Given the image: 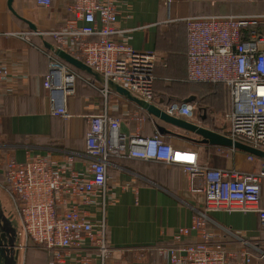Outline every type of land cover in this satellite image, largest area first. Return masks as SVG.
Masks as SVG:
<instances>
[{
	"label": "crops",
	"instance_id": "1",
	"mask_svg": "<svg viewBox=\"0 0 264 264\" xmlns=\"http://www.w3.org/2000/svg\"><path fill=\"white\" fill-rule=\"evenodd\" d=\"M71 1L52 0L47 7L37 0H12L11 5L9 0H0V64L9 70L0 83V211L16 229V264H52L53 251L19 236L20 218L2 187L6 164L11 159L24 161L29 154L50 153L60 161L74 153L75 168L88 174L92 159L86 151L89 115L108 112L120 118V130L127 136H151L159 132L158 126H164L196 139L161 134L176 148L197 153L199 161L212 168L241 173L262 169L261 158L251 160L249 153L234 147L203 143L201 136L164 122L112 85L105 97L99 76L68 62L76 74L73 85L70 90L52 93L44 81L50 62L45 45L53 40L50 36L33 35L26 41L13 33L34 30L28 21L38 31L58 28L70 18L66 7ZM171 1L168 8L161 0H117V37L136 50L154 55L153 99L148 102L165 111L173 102H189L193 115L181 118L227 136L229 90L222 84L187 80V29L180 19L190 15L264 14V0ZM52 95L65 98L68 116L53 115ZM219 110L224 111L225 124L213 117ZM136 114L140 115L139 120ZM261 185L260 205L264 207V176ZM64 205L86 212L97 231L105 222L107 242L112 248L111 264H169L160 249L170 244L179 227L192 225L197 210L205 205V197L191 192L181 165L120 154L108 158L104 190L97 191L88 202L66 198ZM208 226L218 234L229 229L249 239L264 238L256 211L214 210L209 212ZM192 236H196L195 232ZM64 252L65 264H102L88 238ZM83 257H87L86 263L81 260Z\"/></svg>",
	"mask_w": 264,
	"mask_h": 264
},
{
	"label": "built area",
	"instance_id": "2",
	"mask_svg": "<svg viewBox=\"0 0 264 264\" xmlns=\"http://www.w3.org/2000/svg\"><path fill=\"white\" fill-rule=\"evenodd\" d=\"M161 1L168 8L172 2ZM37 3L49 7L52 0ZM66 11L70 18L58 28L13 33L26 41L33 35L53 40V48L45 46L50 62L44 85L52 93L70 90L73 85L76 74L56 53L63 50L101 78L105 97L113 82L151 101L154 55L118 39L117 0H72ZM180 20L187 29V80L226 86L231 100L225 115L227 136L264 151V14L190 15ZM8 74V68L0 64V83ZM51 99L53 115L68 116L65 98L52 95ZM166 112L190 118L193 106L173 102ZM136 118L141 117L136 114ZM88 119L86 151L92 157L88 174L77 171L74 153L65 155L62 162L50 153L29 154L24 161L9 160L5 168L2 187L20 218L18 234L52 250V264H65L64 250L78 247L85 238L98 251L102 264H111L105 222L97 231L86 212L64 204L66 198L88 202L97 191L104 190L108 158L120 154L181 165L191 192L205 197V205L197 210L192 225L179 227L170 244L160 249L169 264H264V238L249 239L229 229L218 234L208 226L211 211L251 210L258 213L264 231V207L260 205L264 159L260 172L212 168L199 161L197 153L176 148L159 132L127 136L120 130V118L108 112L89 115ZM248 158L256 156L248 154ZM81 260L86 263L87 257Z\"/></svg>",
	"mask_w": 264,
	"mask_h": 264
},
{
	"label": "water",
	"instance_id": "3",
	"mask_svg": "<svg viewBox=\"0 0 264 264\" xmlns=\"http://www.w3.org/2000/svg\"><path fill=\"white\" fill-rule=\"evenodd\" d=\"M11 1L12 0H9V5H11ZM28 24L30 28L36 30V27L34 26L33 23L28 21ZM45 46L48 48H53V45L51 43H47ZM56 53L61 59L65 60L66 62L78 68H81L83 70H86L94 75H97L90 66L85 64L79 58L63 50H57ZM110 84L113 87H115V89L119 93L124 94L129 99L135 101L142 108L147 110L149 113L155 115L159 119L163 120L164 122L177 126L185 131L192 132L194 134L201 136L202 137L201 142L203 143L211 144V145H221V146H226V147H234L236 149L252 154L258 158L264 159L263 150L254 148L252 146L246 145L238 141H233L230 137L224 134L216 132L212 129H209L191 120H187L186 118H181L175 115H170L162 108L146 100H141L139 98L132 96L128 89L120 85H117L113 82H110ZM158 131L162 135L175 134L180 137H184V138H187L193 141L196 140L193 138H189L186 135H181V134L172 132L171 130H168L164 126H158ZM16 246H17L16 229L14 226H12V223L8 220V217L2 211H0V264H16V261L18 260V255H19V251L16 250Z\"/></svg>",
	"mask_w": 264,
	"mask_h": 264
},
{
	"label": "rangeland",
	"instance_id": "4",
	"mask_svg": "<svg viewBox=\"0 0 264 264\" xmlns=\"http://www.w3.org/2000/svg\"><path fill=\"white\" fill-rule=\"evenodd\" d=\"M195 83L205 84V83H201V82H195ZM223 112L224 111L219 110V112H217V114H215V113L213 114V117H215L217 120L219 119L220 124H225V119H224V115H223L224 113Z\"/></svg>",
	"mask_w": 264,
	"mask_h": 264
},
{
	"label": "trees",
	"instance_id": "5",
	"mask_svg": "<svg viewBox=\"0 0 264 264\" xmlns=\"http://www.w3.org/2000/svg\"><path fill=\"white\" fill-rule=\"evenodd\" d=\"M201 83H207V82H201Z\"/></svg>",
	"mask_w": 264,
	"mask_h": 264
}]
</instances>
